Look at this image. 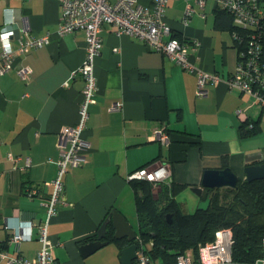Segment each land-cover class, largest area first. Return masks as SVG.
Instances as JSON below:
<instances>
[{"label": "crops", "instance_id": "0c3cea01", "mask_svg": "<svg viewBox=\"0 0 264 264\" xmlns=\"http://www.w3.org/2000/svg\"><path fill=\"white\" fill-rule=\"evenodd\" d=\"M189 5L194 12L185 18ZM218 8L216 0L203 6L197 0H168L166 7V21L187 45L190 62L220 78L206 85L203 96H197L196 73L135 37L117 36L111 25L102 26L98 89L82 133L90 147L85 163L64 175V203L48 229L56 264H92L80 242L96 238L113 210L137 232L138 199L128 180L137 169L168 164L170 181L191 189L201 185L205 170L222 169L225 158L240 179L247 166L264 163V102L228 85L237 50L232 33L215 25ZM61 15L56 0H0V33L12 29L22 39L50 35L48 45L18 54L13 69L0 75V248L5 245L0 253L7 256H0V264L33 259L41 249L38 226L46 217L48 183L57 173L60 132L79 121L85 81L72 73L85 58L86 38L82 30L60 36ZM22 68L31 70L27 79L18 75ZM246 121L258 122L260 131L242 136ZM158 131L168 144L156 138ZM200 200L191 199L195 205ZM20 225L25 238L16 243L11 236ZM108 244L106 260L121 264L120 247Z\"/></svg>", "mask_w": 264, "mask_h": 264}, {"label": "built area", "instance_id": "2783aa9c", "mask_svg": "<svg viewBox=\"0 0 264 264\" xmlns=\"http://www.w3.org/2000/svg\"><path fill=\"white\" fill-rule=\"evenodd\" d=\"M62 9L58 34L72 33L82 30L86 38V54L82 64L72 73V78L81 75L85 81L84 95L79 106V121L77 124L63 128L60 132L58 148L59 158L55 160L57 173L48 184L52 191L46 199V217L38 226L39 239L42 247L33 259L8 258L7 264H56L51 251L52 244L49 240L48 229L51 219L57 215L59 206L64 203V175L74 167H79L86 161V152L90 144L83 139L82 133L87 127L89 106L97 92V79L95 76V60L102 48L101 28L104 24L113 27L117 36L128 35L144 42L149 48L168 56L171 60L181 65L184 69L194 72L198 76L197 96H203L208 82H218L217 74L205 72L194 66L189 60L187 45L173 36L171 27L166 21V7L168 0H56ZM223 8L237 14V22L244 25H258L262 11L248 6L240 0H216ZM255 1V0H248ZM201 6L205 0H197ZM194 9L189 5L185 11V18H189ZM5 37H7L5 39ZM15 30L6 29L0 33V75L13 69L14 59L18 54L27 53L34 48L46 46L50 43V35L32 36L26 39L18 37ZM18 39V46L15 44ZM21 78L27 79L31 73L29 68L19 69ZM246 72L241 65L227 80L230 88L254 96L255 101L262 103L256 92L245 81ZM114 108H118L115 106ZM239 114L242 110L237 111ZM156 138L163 144H168L169 139L162 131L156 132ZM30 160H27V165ZM171 167L168 164H150L137 169L128 175V180H146L153 182L155 188L161 184L170 185ZM31 227V226H30ZM23 225H20L12 234L13 242L19 243L25 238ZM137 255L133 264H165L154 259L150 250L153 242H147L137 236ZM233 233L231 229H220L215 234V239L198 249V253L188 250L177 257L174 264H237L232 257ZM1 258L7 257L0 253ZM255 264H264L263 256Z\"/></svg>", "mask_w": 264, "mask_h": 264}, {"label": "trees", "instance_id": "16d2710c", "mask_svg": "<svg viewBox=\"0 0 264 264\" xmlns=\"http://www.w3.org/2000/svg\"><path fill=\"white\" fill-rule=\"evenodd\" d=\"M240 1L252 8L255 5L262 11L258 25L237 22V14L223 8L218 2L215 25L218 29L232 33L237 50V65H241L246 72L244 79L253 92L264 99V0ZM252 99L255 100L254 96ZM259 131L258 122L246 121L240 128L244 137ZM227 166L225 158L223 168ZM130 182L138 199L139 227L136 234L147 242H153L150 252L154 259L174 264L181 253L188 250L198 253L199 247L213 241L220 229H231L233 233L232 257L235 263L255 264L263 256L264 179H239L236 188H205L200 198H209L210 205L207 210L197 209L193 213L184 212L176 200V196L186 190L189 184H161L155 195L153 182ZM113 233V227L109 224L106 239L116 243L120 250L131 244L125 239L116 240ZM4 246L1 245L2 248Z\"/></svg>", "mask_w": 264, "mask_h": 264}, {"label": "water", "instance_id": "95a60500", "mask_svg": "<svg viewBox=\"0 0 264 264\" xmlns=\"http://www.w3.org/2000/svg\"><path fill=\"white\" fill-rule=\"evenodd\" d=\"M245 179L248 181H254L259 179H264V163L258 165H249L245 168ZM238 175L230 167H225L222 169H207L204 171L201 185L192 186L191 190L199 197L202 196L205 188L215 189V188H236L239 182ZM210 205V199H201L198 204V210H207ZM109 224L113 227V236L116 240H126L129 244L121 250L120 262L121 264H133L136 259L137 245L135 240L137 239V234L133 230V227L129 224L128 220L123 214L117 210H113L111 215L106 218L103 224L97 231V236L87 243L81 245V252L84 257L89 256L104 246H106L109 241L106 239Z\"/></svg>", "mask_w": 264, "mask_h": 264}, {"label": "rangeland", "instance_id": "374dc122", "mask_svg": "<svg viewBox=\"0 0 264 264\" xmlns=\"http://www.w3.org/2000/svg\"><path fill=\"white\" fill-rule=\"evenodd\" d=\"M155 193L158 192L157 188H155ZM197 196L190 188L182 191L180 194L176 196L177 202L182 206V209L186 213H193L197 210L198 204L195 205L191 199ZM109 244L101 248L99 251L91 255L92 264H109L106 260L105 252L106 248H108ZM105 250V251H104ZM120 262V260H119Z\"/></svg>", "mask_w": 264, "mask_h": 264}, {"label": "clouds", "instance_id": "9594fccd", "mask_svg": "<svg viewBox=\"0 0 264 264\" xmlns=\"http://www.w3.org/2000/svg\"><path fill=\"white\" fill-rule=\"evenodd\" d=\"M9 14H11V13H9ZM7 37H5V39H6Z\"/></svg>", "mask_w": 264, "mask_h": 264}]
</instances>
